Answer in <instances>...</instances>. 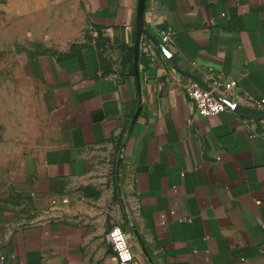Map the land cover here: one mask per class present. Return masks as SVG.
I'll return each instance as SVG.
<instances>
[{
    "label": "crops",
    "instance_id": "crops-1",
    "mask_svg": "<svg viewBox=\"0 0 264 264\" xmlns=\"http://www.w3.org/2000/svg\"><path fill=\"white\" fill-rule=\"evenodd\" d=\"M138 11L0 0V53L91 34L21 63L47 132L0 187V264H264V117H203L185 90L216 72L241 103L264 99V0H145L140 36ZM114 224L130 262L107 240Z\"/></svg>",
    "mask_w": 264,
    "mask_h": 264
},
{
    "label": "rangeland",
    "instance_id": "rangeland-1",
    "mask_svg": "<svg viewBox=\"0 0 264 264\" xmlns=\"http://www.w3.org/2000/svg\"><path fill=\"white\" fill-rule=\"evenodd\" d=\"M90 36L88 29L74 33L67 29V43L62 45H13L1 51L0 187L8 185L22 152L29 147L36 148L47 132L40 88L21 74V63L29 56L50 49L67 51L86 44Z\"/></svg>",
    "mask_w": 264,
    "mask_h": 264
},
{
    "label": "built area",
    "instance_id": "built-area-1",
    "mask_svg": "<svg viewBox=\"0 0 264 264\" xmlns=\"http://www.w3.org/2000/svg\"><path fill=\"white\" fill-rule=\"evenodd\" d=\"M164 42L170 44L174 39L172 29L162 31ZM237 81L231 78H224L221 74L211 72L208 77V85L203 86L196 80H191L185 85V90L189 98L195 103L197 113L203 117L216 115L223 111H237L241 106L248 110L264 109V99L245 97L241 103L237 99L235 88ZM66 202L67 199H64ZM107 240L116 250L118 259L122 263L130 262L134 259L135 253L129 242L124 229L114 224L107 232Z\"/></svg>",
    "mask_w": 264,
    "mask_h": 264
},
{
    "label": "water",
    "instance_id": "water-1",
    "mask_svg": "<svg viewBox=\"0 0 264 264\" xmlns=\"http://www.w3.org/2000/svg\"><path fill=\"white\" fill-rule=\"evenodd\" d=\"M144 6H145V0H139V11H138V18H137V27H138V36H140L141 32L143 31V12H144ZM139 38L137 39L136 46L139 47ZM242 115L251 117V118H263L264 113H255L248 111L246 109H243L239 107L237 109Z\"/></svg>",
    "mask_w": 264,
    "mask_h": 264
}]
</instances>
